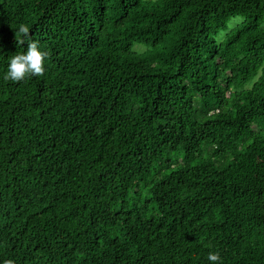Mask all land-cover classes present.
Returning <instances> with one entry per match:
<instances>
[{
    "label": "trees",
    "instance_id": "16d2710c",
    "mask_svg": "<svg viewBox=\"0 0 264 264\" xmlns=\"http://www.w3.org/2000/svg\"><path fill=\"white\" fill-rule=\"evenodd\" d=\"M209 251L264 264V0H0V264Z\"/></svg>",
    "mask_w": 264,
    "mask_h": 264
},
{
    "label": "clouds",
    "instance_id": "9594fccd",
    "mask_svg": "<svg viewBox=\"0 0 264 264\" xmlns=\"http://www.w3.org/2000/svg\"><path fill=\"white\" fill-rule=\"evenodd\" d=\"M29 28L26 25H19L15 36L27 37ZM48 53L37 41L27 44V50L17 52L8 59L6 70L2 78L5 81L21 82L33 76H40L45 72ZM207 264H223L222 256L217 251H209L206 256Z\"/></svg>",
    "mask_w": 264,
    "mask_h": 264
},
{
    "label": "rangeland",
    "instance_id": "374dc122",
    "mask_svg": "<svg viewBox=\"0 0 264 264\" xmlns=\"http://www.w3.org/2000/svg\"><path fill=\"white\" fill-rule=\"evenodd\" d=\"M243 21V18L242 17H236L234 19L231 20V22L229 23V27L226 31H222L219 33V35L217 36L216 40L217 42H222L223 39L225 38L226 34L234 27L236 26L238 23H241ZM146 50V47L143 46V45H140V44H134L133 46V52H137V53H142ZM252 83H250L248 85L251 86Z\"/></svg>",
    "mask_w": 264,
    "mask_h": 264
}]
</instances>
